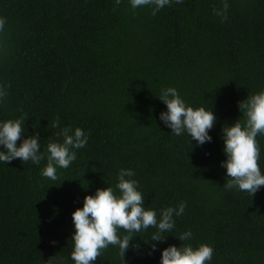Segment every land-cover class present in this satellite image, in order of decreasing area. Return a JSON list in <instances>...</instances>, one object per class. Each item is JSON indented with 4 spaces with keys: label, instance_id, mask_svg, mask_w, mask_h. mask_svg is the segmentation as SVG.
I'll return each mask as SVG.
<instances>
[{
    "label": "trees",
    "instance_id": "16d2710c",
    "mask_svg": "<svg viewBox=\"0 0 264 264\" xmlns=\"http://www.w3.org/2000/svg\"><path fill=\"white\" fill-rule=\"evenodd\" d=\"M227 3L222 20L214 9L223 0H172L156 15L130 0H0V122L26 116L22 139L38 134L44 155L39 164L0 162V264H75L72 213L97 189H115L121 169L135 173L158 218L186 207L163 242L146 243L149 228L124 258L110 245L94 264H161L169 246L204 243L214 249L206 264H264V186L254 196L227 189L221 166L223 128L243 122L239 103L264 90V0ZM168 87L213 111L210 142L173 135L160 120ZM63 128H81L88 142L52 181L42 175L47 145L63 142ZM256 139L264 174V134Z\"/></svg>",
    "mask_w": 264,
    "mask_h": 264
},
{
    "label": "clouds",
    "instance_id": "9594fccd",
    "mask_svg": "<svg viewBox=\"0 0 264 264\" xmlns=\"http://www.w3.org/2000/svg\"><path fill=\"white\" fill-rule=\"evenodd\" d=\"M121 0H115L119 4ZM131 7L136 9L152 5V15L164 8L171 6L172 0H130ZM183 3V0H175ZM229 5L223 0L222 8L214 9V13L222 20L227 19ZM6 20L0 18V31H3ZM7 96L4 86H0V100ZM159 99L166 104L167 111L160 114V120L172 130V134L180 136L185 132L198 145L210 142L212 137L209 130L216 122L213 111L204 107L193 108L186 105L175 88L168 87L161 90ZM243 122L238 119L231 126L223 128L224 154L226 160L221 166L226 168L227 189L237 188L240 191L254 196L264 186V174L259 166L260 147L257 136L264 134V90L247 96L239 103ZM26 116L8 119L0 122V162L6 164L13 159L22 163L31 161L39 164L44 155L40 152V137L38 134L23 138L25 134ZM59 127V117L52 122V128ZM63 137V142H49L47 145V165L42 170V175L52 181L58 179L57 167L68 168L76 160L74 149H81L87 145L88 136L81 128L74 131L63 128L56 133ZM22 140L19 146L17 141ZM135 173L131 169H121L118 173V184L113 187L97 189L94 195L84 197L82 208H77L72 213L75 233L72 237L74 248L71 259L75 264H94L102 252L111 246H118L120 255L124 258L126 250L135 233L156 229L149 241L163 242L162 233L169 232L174 227V216L183 214L186 207L181 202L177 207H168L160 212L159 218L153 209L145 208L143 194L138 191V181L132 179ZM119 190V195L116 192ZM126 232L123 237L120 231ZM191 232L180 235L179 239L185 241L191 238ZM53 243H55L53 241ZM138 248L139 245H135ZM151 249H156V244H151ZM213 247L207 243L200 244L197 248L186 245L177 248L169 246L161 253V264H206L213 256ZM151 254V252L149 253Z\"/></svg>",
    "mask_w": 264,
    "mask_h": 264
}]
</instances>
